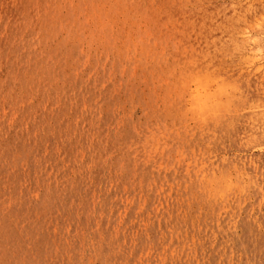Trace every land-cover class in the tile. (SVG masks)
Wrapping results in <instances>:
<instances>
[{"label": "rangeland", "instance_id": "rangeland-1", "mask_svg": "<svg viewBox=\"0 0 264 264\" xmlns=\"http://www.w3.org/2000/svg\"><path fill=\"white\" fill-rule=\"evenodd\" d=\"M190 3L0 0V37L17 41L0 39V220L5 211L22 223L31 217L25 226L44 245L61 230H95L104 244L94 264H158L164 236L172 239L168 217L179 220L187 202L186 236L203 230L210 213L192 223L201 203L195 175L169 167L177 152H199L208 138L178 135L166 116L143 125L131 109L117 116L120 101L149 82L169 97L186 90L180 103L194 111L207 106V86L178 82L175 69L185 56L226 43L235 17L232 0H210V9ZM213 143L242 154L234 140ZM150 183L159 188L149 191ZM251 208H238L235 233L240 220L256 218L260 242L252 253H233L264 264V215L258 203Z\"/></svg>", "mask_w": 264, "mask_h": 264}, {"label": "clouds", "instance_id": "clouds-1", "mask_svg": "<svg viewBox=\"0 0 264 264\" xmlns=\"http://www.w3.org/2000/svg\"><path fill=\"white\" fill-rule=\"evenodd\" d=\"M191 4L211 8L210 0L202 3L191 0ZM231 8L235 30L227 36L225 29L226 43L210 47L203 55L193 52L185 56L175 69L178 82L207 86L206 107L194 111L180 103L188 95L186 90L181 92L178 88L174 97H169L152 91L149 82L134 98L125 96L117 113V116H127L131 109L143 117L141 125L145 120L166 116L169 123L175 122L178 135L195 139L198 133H203L208 138L199 152L195 148L177 152L169 167L171 171L187 166L188 173L196 177V193L201 203L192 217L193 225L209 213L218 218L232 215L237 203L241 209L251 204L252 212L258 203L264 215V0H232ZM0 39L17 42L9 35ZM82 70L68 69L73 75H79ZM140 132H143L142 126ZM221 140L225 144L234 140L242 154L237 157L226 147L223 152L217 151L213 141L220 143ZM152 188L159 186L150 183L148 190ZM162 208L161 204L155 212L159 214ZM192 211V203L187 202L176 213L179 220L169 215L168 232L172 233V239L164 236L166 243L158 264H244L243 258L229 252L230 240L217 244L218 235L235 233L232 223L227 231L220 227L207 235L193 232L186 236L183 222ZM30 219L22 223L20 218L5 211L0 220V264H94L93 258L104 244L102 238L93 234L95 230L82 233L61 230L55 236L49 235L46 245L38 244L35 233L25 226ZM174 240L180 243L175 244ZM197 249H203L204 255L197 256Z\"/></svg>", "mask_w": 264, "mask_h": 264}, {"label": "bare ground", "instance_id": "bare-ground-1", "mask_svg": "<svg viewBox=\"0 0 264 264\" xmlns=\"http://www.w3.org/2000/svg\"><path fill=\"white\" fill-rule=\"evenodd\" d=\"M238 208L239 205L237 203V205L234 206V214L224 216L222 218H218L210 213V218L205 222L203 230L200 231L199 233H203L207 235L209 232L218 231V228L220 227H223L225 231H227V227L230 223L235 225L236 223L239 222L237 217ZM253 219L254 222H249L248 219L240 220L241 232L238 234L229 233L228 236L218 235L217 244L218 245L223 244L225 240H230V244H229L230 253L243 252V249L249 251V253L254 252L260 241L256 239V237L258 236L257 227H256V223L258 220L256 218Z\"/></svg>", "mask_w": 264, "mask_h": 264}]
</instances>
